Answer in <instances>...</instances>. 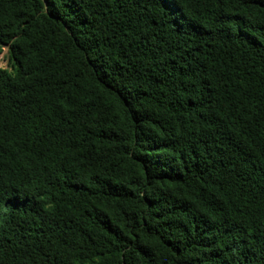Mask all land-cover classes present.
Here are the masks:
<instances>
[{
  "label": "trees",
  "instance_id": "16d2710c",
  "mask_svg": "<svg viewBox=\"0 0 264 264\" xmlns=\"http://www.w3.org/2000/svg\"><path fill=\"white\" fill-rule=\"evenodd\" d=\"M0 264H264V0H0Z\"/></svg>",
  "mask_w": 264,
  "mask_h": 264
},
{
  "label": "rangeland",
  "instance_id": "374dc122",
  "mask_svg": "<svg viewBox=\"0 0 264 264\" xmlns=\"http://www.w3.org/2000/svg\"><path fill=\"white\" fill-rule=\"evenodd\" d=\"M9 67V52L8 48H3L2 52L0 53V68H8Z\"/></svg>",
  "mask_w": 264,
  "mask_h": 264
}]
</instances>
